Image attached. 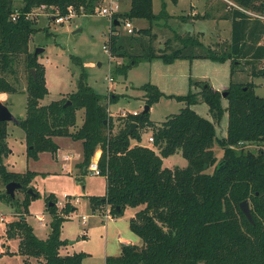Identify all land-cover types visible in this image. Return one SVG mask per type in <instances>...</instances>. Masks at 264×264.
Returning a JSON list of instances; mask_svg holds the SVG:
<instances>
[{"label": "trees", "instance_id": "1", "mask_svg": "<svg viewBox=\"0 0 264 264\" xmlns=\"http://www.w3.org/2000/svg\"><path fill=\"white\" fill-rule=\"evenodd\" d=\"M16 1H20L16 5ZM99 0H0V92L20 90L16 85V64L21 56L25 61L27 82L26 110L16 123L24 130L27 157L37 159L42 151L52 154L58 149L54 137L69 136L82 143L80 165L87 171L90 160L100 149L97 164L106 179L102 195H89L94 211L109 205L113 215H120L125 206H141L129 220L131 230L142 244L122 243L120 253L108 255L105 264H264V95L254 91V82H234L223 90L206 81L189 79L184 94H166L154 83H144L147 110L114 117L107 110L103 96L87 82L82 71L76 89L67 98L41 99L48 93L45 66L29 50V40L37 30L29 14L41 4L53 5L58 14L67 13L72 5L77 12L83 7L94 12ZM245 9L264 15V0H237ZM164 8V6H163ZM241 7L233 6L231 35L225 49L218 51L204 45L197 35H180L181 46L167 52V39L157 51L153 45L156 33L151 24L134 26L133 33L120 32L112 21L106 49L111 56L122 58L116 70H126L138 61L160 58L173 62L178 58L205 57L215 61L230 59V74L241 59L264 60V19ZM162 10V9H161ZM14 12L16 17L12 18ZM153 11V0H130L129 8L118 11L114 18H145L150 22L161 17ZM195 46L202 50L195 52ZM126 60V61H125ZM34 68L35 76L31 72ZM262 72L254 70V74ZM193 86L200 87L194 90ZM225 91L227 106L222 105ZM183 101L177 112L156 123L149 118L150 106L160 97ZM117 97L110 98V102ZM70 101L69 104L65 103ZM199 100L208 105L212 119L202 116L192 104ZM83 108L81 124L76 123V111ZM227 111L226 135L216 137L215 123ZM136 122L131 132V122ZM151 130L152 146L139 143L144 130ZM7 122L0 121V181H18L17 189L24 192L21 201L7 193L0 197L18 210V216L6 221L8 238H17V253L24 264H82L84 251L61 253L62 223L74 205L66 201L58 212L56 198L50 194L47 209L50 231L38 237L26 219L31 197L27 185L35 171L9 170L3 163L8 151ZM135 139L136 143L132 144ZM222 148L217 158L214 142ZM260 144L256 150L245 148L246 143ZM180 151L187 160L185 166H165L163 157ZM209 167H213L208 171ZM30 186V185H29ZM248 200L252 221L243 213L240 202ZM119 207V208H118ZM62 211V212H61ZM8 252V250H4Z\"/></svg>", "mask_w": 264, "mask_h": 264}, {"label": "rangeland", "instance_id": "2", "mask_svg": "<svg viewBox=\"0 0 264 264\" xmlns=\"http://www.w3.org/2000/svg\"><path fill=\"white\" fill-rule=\"evenodd\" d=\"M129 2L130 0H119V11L128 9ZM207 2H210L209 10L207 11L208 15L206 14L208 17L204 18L195 17V15L192 17L189 14L192 5H196L200 9L202 0H153V11L155 13L161 11L160 14L162 16L151 22L145 18H134L132 19V23L139 27L151 24L153 32L157 34L156 38L160 36H164L165 38L170 37L168 38L170 45L166 46L167 52L174 49L175 46H181V42L176 38V34L197 35L204 45H210L220 51L225 49L231 35V17L228 16L232 7L245 8L239 5L237 0H207ZM20 3V1H16V5ZM245 10L256 14V12L249 9ZM168 12L172 15H169ZM28 14L37 27V30L30 36L29 50L33 52L36 47L43 48L42 51L36 54L38 61L45 66V82L48 93L41 99L43 103L61 97L67 98L69 93L76 89L77 78L84 71L87 74L88 84L103 96V101L107 103V110L110 114L113 113L112 117L115 118L114 130H116L119 123L117 117L121 116L119 115V111L125 109L132 112V110L136 109L141 112L143 110L145 100L142 97L146 96L145 90L141 88L142 84L147 82L152 83L155 80L160 86L155 84L161 90L169 92L168 94H184L190 87L189 80H187L189 64L186 59L175 60L174 62H165L160 58L152 60L142 59L138 63L131 65L126 70V73L116 70V67L124 60L111 56L106 49L110 21L107 17L98 14V7L91 13L81 7L79 12L75 10V14L72 17L62 22L55 20L54 15H57L58 11L53 5L41 4L34 7ZM119 29L121 31L124 30L122 25ZM165 41L161 40L157 45V49L160 48L161 43L165 44ZM193 50L197 52L202 50V47L195 46ZM207 63H211L213 66L216 65L210 59H201L199 64L195 66V70L201 73L205 72L207 70L205 66ZM224 65L219 66V73L214 74L212 68L208 70V73L212 77L222 79L223 74L221 69ZM16 68V85L20 90L8 93V96L0 94V99L6 104L15 118L18 119L25 113L27 99L26 92L24 91L27 82V70L23 56L20 57ZM258 69H262V72L255 75L254 70L258 71ZM184 76H187L185 78L186 81L184 80ZM231 80L234 82L252 81L255 84L254 91L259 95H264V60L241 59L233 67ZM198 89H200L199 86ZM114 97H117V99L110 106V98ZM202 103L207 107L205 102L202 101ZM183 104V101L174 97L162 96L158 101L152 103L149 118L159 123L169 114L177 112ZM222 104L227 105V100H223ZM83 111V108L76 111V123L71 127L72 130L81 124ZM199 112L201 113L202 111ZM227 119L228 115L227 111H225L222 118L215 123L216 137L219 139L225 136L226 127L224 121L227 124ZM15 121H6L8 151L6 154H3L2 158L3 163L9 170L18 172H25L26 170L37 171L27 187H34L38 195L30 198L27 207L28 211L25 214L26 219L35 228L34 232L36 235L44 238L47 236L50 228V214L47 209L49 203L48 196L50 194L54 195L57 200L56 203L59 200L63 201L56 204L58 212H60L61 207L66 201H70L73 204L72 197L75 199L77 196L79 199L76 209L73 212H69L71 215L64 221L62 227V236L66 237L67 241L81 237L80 232L84 225L81 214L88 213L91 215L87 219V225L96 226L103 223V216L92 214L93 211L89 208L88 196L92 194L100 195L105 192V176L92 174L80 165L82 160L81 140L73 139L69 136H56L54 139L58 144L57 158L54 154L52 156V153L49 151H42L41 157L35 160L27 157L26 144L23 139L24 130ZM148 132H151V130L145 129L142 132V144H152L148 140ZM259 145L256 142H249L246 143L245 148L255 151ZM261 146L264 147V143ZM213 147L217 158L220 159L222 156L221 146L215 141ZM68 152H72V156L69 159H63V155ZM98 152H94L90 162L95 159V155ZM100 153L101 150L99 155ZM79 154H81V158H78ZM77 162L78 165H76ZM163 164L165 166H185L187 160L178 151L164 157ZM65 165H67L66 168H64ZM212 168L209 167L208 171H211ZM0 193H6L3 181H0ZM65 195L67 196L65 197ZM14 196L18 201H21L25 195L23 191L16 188ZM132 208L135 207L126 206L122 212L123 217ZM17 211L13 204L0 197V248H8V252H0V264H24L22 256L16 252L18 246L17 238H10L6 246L2 245V242L7 240L5 239L6 233L4 234L5 223L16 218L18 216ZM39 215H43L45 220L39 222ZM98 219L101 220V223H99ZM100 233L97 230L96 236L99 237ZM134 235V241L137 244H142L141 237L136 233ZM95 241L96 239H92L89 243H94ZM111 243H114V241ZM197 264L203 263L200 261Z\"/></svg>", "mask_w": 264, "mask_h": 264}, {"label": "crops", "instance_id": "3", "mask_svg": "<svg viewBox=\"0 0 264 264\" xmlns=\"http://www.w3.org/2000/svg\"><path fill=\"white\" fill-rule=\"evenodd\" d=\"M209 3L210 2H207V0H202L200 9H198L196 7V5H192L191 12L189 14H191L192 17H194V15H195V17H204V18L208 17L207 16L208 15L207 11L209 10V6H210ZM119 6H120V4H119ZM124 10H126V9H124ZM169 15H172V14L169 13ZM135 26H137V25H135ZM137 27H139V26H137ZM168 38H170V37L165 38L164 36H160L159 38L158 37L155 38L154 42H153L154 47L157 49V45L160 43V41L161 40L165 41ZM164 45H165L164 43H161L160 44V48H163ZM169 45L170 44L167 43V46H169ZM175 48H177V47L175 46ZM183 59H186L188 61V64H189V75H188V79L187 80H189V78H191V79L194 78V80L206 81L209 84H211V86L213 88H216V89H218L220 91L223 88L227 87V85L229 84V81L231 79V74H230L231 65H230V60L229 59H227L225 61H215V60H212L210 58L195 57V58H192V59H189V58H178L176 60H183ZM201 59H208V60L210 59L211 62L216 63V65L213 66L211 63H207L205 65L206 68H207V70L205 72H202V73L201 72H197L195 70V66L199 64ZM119 60H120V58H119ZM221 65H224V66H222V69H221V72L223 74L222 79L221 78H217V77L216 78L212 77L211 74L208 73V70L211 69V68L213 69L212 71H213L214 74L219 73L220 72V69H219L220 67L219 66H221ZM227 75H229V76L226 79ZM186 77L187 76H184V80H185ZM152 83H154V84L156 83L158 86H160V84L158 82H156L155 80H153ZM193 89L197 90L198 87L193 86ZM162 91L164 93H166V94L169 93V92H166L165 90H162ZM0 94H4L5 96H8L7 92H2V93L0 92ZM142 98L145 100V97H142ZM223 100H227V99L225 97H223L222 98V102H223ZM113 104H114V102H112V103L110 102L109 103L110 106H112ZM191 106H192V108H194L202 116L207 117L209 119H212V117L210 115V112L208 110V105H207V107L205 105H203L201 100H199L198 102L192 104ZM226 106L227 105H223L224 108ZM151 107H152V105L150 106V108ZM134 110H136V109H134ZM134 110H132V111H134ZM199 111H202V112L200 113ZM119 112H120L119 115H123V112L130 113L131 111L122 109V111H119ZM112 114L113 113H111V115ZM224 123H225L224 124L225 127L227 128V124H226L225 121H224ZM149 135H151V132H148V136ZM225 135H226V131H225ZM23 137H24V135H23ZM141 138H142V135H141ZM134 143H136L135 139L132 140V144H134ZM139 143H141V140H140ZM144 145L152 146V144H144ZM96 151L100 152V149L98 148V150L96 149ZM99 152L96 153L97 155H95L96 157H95L94 160H98ZM41 153L42 152L39 153V156H38L37 159H39L41 157ZM54 155H56L55 157L57 158V156H58L57 151L55 152ZM54 155L52 154V156H54ZM71 156H72V152L65 153L63 155V159H69ZM78 158H81V154L78 155ZM37 159H35V160H37ZM79 160H78V162H79ZM78 162L76 163V165H78ZM66 167H67V165L64 166V168H66ZM34 171L37 172L36 170H34ZM87 171H89L88 168H87ZM89 172H91V171H89ZM95 175H100V174H95ZM105 190H106V179H105ZM67 195H70V194H67ZM67 195H65V197ZM100 195H102V194H100ZM72 199H73L74 210H75L76 209V204H77V202H79V199H78L77 196H76L75 199L72 197ZM62 202L63 201L59 200L56 204H59V203H62ZM106 206L109 207V205H105V206H102L100 208H97L94 211L92 209H90V210L93 211L92 214H95V215L99 214V215L103 216V210H104V208ZM132 207H135V208H132V210H130L128 212V214L126 216H124V217H123L122 213L120 215H113L111 213V216H109V217H104L103 216L104 222L101 223L100 222L101 220L98 219L99 223H101V224H98L96 226H91V224H88V225L86 224L87 223V219H88L90 214H88V213L81 214V218H82V215H85V218L84 219L82 218V221H83L84 225H83V227L81 229V232H80L81 237H78V238L73 239V240H69L66 243L62 244L60 246V249H59V250H61L60 252L63 251L62 253H72V252H75V251H84V252H86V256L82 259V264H105L106 257L108 255H117V254L120 253V249H121V244L122 243H136L134 241L135 240V235H134L135 233L131 230V228L129 226V220L141 206H132ZM89 208H91V207H89ZM125 208H126V206H125ZM70 215H71V213L68 215L67 219L70 217ZM44 220H45V218H44L43 215H39L38 216V221L39 222H42ZM64 221L62 223V227H63ZM93 225H95V224H93ZM32 227H33V225H32ZM62 227H61L60 236H61V238L67 240L66 237L62 236ZM33 229H35V228L33 227ZM97 230H99L101 232L99 237L96 236V231ZM49 231H50V228L48 230V233H49ZM48 233H47V235H48ZM4 234H5V232H4ZM5 239H7V240L5 242L4 241L2 242L3 246H6L7 241L10 238H8L5 235ZM92 239H96V241L94 243H89ZM109 239L111 240V242L114 241V243H111ZM138 245H141V244H138ZM4 250H8V248H6V249H1L0 248V252H4Z\"/></svg>", "mask_w": 264, "mask_h": 264}, {"label": "built area", "instance_id": "4", "mask_svg": "<svg viewBox=\"0 0 264 264\" xmlns=\"http://www.w3.org/2000/svg\"><path fill=\"white\" fill-rule=\"evenodd\" d=\"M97 7H98V14L107 17L109 19V21H110L109 24H111V22L113 21L114 14L120 10L119 0H99ZM16 14H17V12H14L13 15H12V18H15ZM74 14H75V9L73 8L72 5H69L67 13H65V14H57V15H54V16H55V20L57 22H62L65 19H69ZM255 15L258 16L261 19H264V15H262V14L256 13ZM117 19L119 20V24L117 25V28H118V30L120 32H124V33H133L134 32V26L135 25L132 23L131 19H129V18H125V19L117 18ZM121 25L124 28L123 31H121L119 29ZM260 43L264 44V32L262 33V36H261V39H260ZM137 112L138 111L134 110V111H132L130 113L136 114ZM126 114H128V113L123 112V116H125ZM148 140L151 141V142L153 141L152 135L148 136ZM97 161L98 160L91 161L89 163L88 167H87L89 169V171H91L93 174H100L101 173L99 171V167H98ZM103 216L104 217L111 216L110 208L108 206H106L104 208ZM82 218L84 219L85 215H82Z\"/></svg>", "mask_w": 264, "mask_h": 264}, {"label": "water", "instance_id": "5", "mask_svg": "<svg viewBox=\"0 0 264 264\" xmlns=\"http://www.w3.org/2000/svg\"><path fill=\"white\" fill-rule=\"evenodd\" d=\"M114 24L118 25L119 20L117 18L113 19ZM42 47H36L33 51V54L36 55L39 51H42ZM31 72L35 76V71L34 68H31ZM222 96H225V91L222 92ZM70 101L68 100L66 104H69ZM149 108L148 104L144 105L143 110H147ZM9 120H16L15 116L12 114V112L9 110V108L6 106V104L0 99V121H9ZM136 125V122H131V127L129 128L128 132L132 131V128ZM21 183L18 181H8L5 184V192L9 194L10 196L14 197L15 195V189L20 187ZM29 192H32V188L29 187L27 189ZM119 208V207H118ZM240 208L243 211V213L247 216V218L252 221L251 213H250V208H249V203L247 199H244L240 202Z\"/></svg>", "mask_w": 264, "mask_h": 264}]
</instances>
